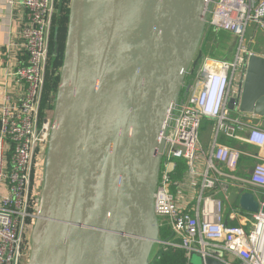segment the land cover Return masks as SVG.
Segmentation results:
<instances>
[{
	"label": "water",
	"instance_id": "95a60500",
	"mask_svg": "<svg viewBox=\"0 0 264 264\" xmlns=\"http://www.w3.org/2000/svg\"><path fill=\"white\" fill-rule=\"evenodd\" d=\"M215 1H69L26 264H151L168 242L153 211L164 136ZM234 102L264 118L262 57L244 55ZM239 206L258 208L250 193Z\"/></svg>",
	"mask_w": 264,
	"mask_h": 264
},
{
	"label": "built area",
	"instance_id": "2783aa9c",
	"mask_svg": "<svg viewBox=\"0 0 264 264\" xmlns=\"http://www.w3.org/2000/svg\"><path fill=\"white\" fill-rule=\"evenodd\" d=\"M23 6L19 50L26 59L11 74L19 95L15 101L4 95L0 105V264L27 262L51 131V121L40 117V106L52 0H23ZM249 25L264 34V0L214 2L206 27L238 39L234 61L204 57L189 70L164 136L153 211L159 230L170 232L165 246L183 249L189 264L193 253L224 264H264V128L252 126L256 116L240 113L235 102L229 105L237 97L244 55L264 59V51L256 54L244 46ZM203 120L215 123L207 151L198 140ZM219 137L255 150L224 145ZM241 158L254 163L239 176ZM179 159L186 170L174 180ZM242 193L252 194L255 213L240 209Z\"/></svg>",
	"mask_w": 264,
	"mask_h": 264
},
{
	"label": "rangeland",
	"instance_id": "374dc122",
	"mask_svg": "<svg viewBox=\"0 0 264 264\" xmlns=\"http://www.w3.org/2000/svg\"><path fill=\"white\" fill-rule=\"evenodd\" d=\"M69 1L70 0H52V15H51V18H50V24H49V28H48V31H47V43H48V46L50 45L51 43V34L53 33V30H54V17L57 13V6H62L63 8L64 7H67L69 6ZM58 13L60 15V10H59V7H58ZM66 12H61V14H65ZM67 20V19H66ZM65 20V21H66ZM68 22V21H67ZM66 25V28H67V23L65 24ZM253 30H255L252 25H249L248 26V30H247V33L245 34V39H244V46L245 48L249 49L250 51L256 53V54H259V53H262L264 51V34L259 31L258 29H256L254 32H252ZM214 33H216V41L215 43H213L214 41H207L204 43V46H203V39L201 40L200 42V45L198 47V50H197V53L195 55V58H197V56L200 54L201 55V58H204V57H209V58H213V59H217V60H223V61H227V62H233L234 61V58H235V54L237 52V48H238V39H235V38H229L227 39V43L228 45L227 46H223L222 47H219L217 44H223L224 42V39L226 37V34H223V32L219 31H215ZM229 37V36H227ZM216 44L217 48L215 50V52H211L212 51V48L214 47L213 45ZM250 45V46H249ZM203 47H207L206 49V52L204 51V49L202 48ZM204 51V53H203ZM212 53V54H211ZM211 54V55H210ZM49 61H50V52L48 50V62H47V65H46V71H45V81H44V87H43V99H45L46 97H52L51 100L49 102H46V101H42L43 103V108L40 106V117L41 118H46L50 121H52V116H53V107H54V101H55V96H56V90L55 92L53 91H50L49 90V76H50V72H49ZM61 68V67H60ZM59 70L58 69L55 73H54V76H59ZM57 89V88H56ZM251 123L252 124H257V121H253L251 120ZM214 125L215 123L213 121H208V120H203L201 122V125H200V129H199V132H198V140H199V143H200V146L205 150L207 151L208 148H209V141L211 140V138L213 137V134H214ZM236 146H238V148H240V146L237 144ZM244 147L241 146L240 149H243ZM45 154H43V161L41 163V169L44 165V159H45ZM252 164V163H251ZM237 175L241 176V172L238 171L236 173ZM232 189H234L232 187ZM207 251L209 252H212L213 250L210 249V248H207L206 249ZM155 251L156 249L153 250L152 252V256L155 254ZM190 264H200V256L199 254L197 253H193L191 255V258H190Z\"/></svg>",
	"mask_w": 264,
	"mask_h": 264
},
{
	"label": "crops",
	"instance_id": "0c3cea01",
	"mask_svg": "<svg viewBox=\"0 0 264 264\" xmlns=\"http://www.w3.org/2000/svg\"><path fill=\"white\" fill-rule=\"evenodd\" d=\"M26 21V13L23 6V0H0V105L4 95H9L12 101H15L19 95V89L12 78L13 67L25 62V54L19 50L21 42V28ZM256 30V29H255ZM253 30L252 32H254ZM253 121L264 128V118L254 117ZM218 141L224 145L233 143L235 147L244 146L224 137H219ZM242 150L254 151L253 147L243 148ZM249 161V164L247 162ZM252 163V164H251ZM253 161L247 158H241L239 162V171L242 173L245 169L250 170ZM232 196L230 202H232Z\"/></svg>",
	"mask_w": 264,
	"mask_h": 264
},
{
	"label": "trees",
	"instance_id": "16d2710c",
	"mask_svg": "<svg viewBox=\"0 0 264 264\" xmlns=\"http://www.w3.org/2000/svg\"><path fill=\"white\" fill-rule=\"evenodd\" d=\"M58 7L60 10V15L58 13ZM61 12H66L65 14H61ZM67 19V20H66ZM66 20V21H65ZM68 21V8L67 7H62V6H57V13L54 17V30L53 33L51 34V43L48 46V50L50 52V61H49V90L55 92L56 88H57V84H58V76H54V73L60 69L61 65H62V60H63V49H64V42H65V36H66V23ZM215 31L210 29V28H206L205 32H204V36H203V46L204 43L211 40L214 41L216 40V33H214ZM219 32V31H217ZM223 32V31H221ZM223 34H226V37L224 39V43L222 44H217L219 47L223 46H227L228 45V41L227 39H229L230 37L235 38L234 36H232L230 33L227 32H223ZM229 36V37H227ZM236 39V38H235ZM216 41H214L213 43H215ZM216 44H214L212 51L211 52H215L216 50ZM204 51L206 52V48L203 47ZM250 46V45H249ZM203 51V53H204ZM213 52V53H214ZM212 54V53H211ZM210 54V55H211ZM201 60V55L199 54L197 56L196 59H194L192 68H196L198 63ZM56 74V73H55ZM52 97H46L45 99H43L42 96V101H46L49 102L51 100ZM53 99V98H52ZM41 101V107L43 106V103ZM43 108V107H42ZM230 146H234L233 143H229ZM244 148H247L248 146L244 145ZM241 148V146H240ZM249 148V147H248ZM247 164H249V161L247 162ZM186 170V165L183 159H179L176 160V166H175V172L174 175L172 176V178L174 180H178L181 178V176L183 175V173ZM170 232L168 230L162 229L160 231V238L161 240H166L168 238H170ZM174 241V239L171 238V241ZM151 264H189L188 260L185 257V251L183 249L180 248H171L169 246H165V245H160L159 246V250H158V254L157 256L152 260Z\"/></svg>",
	"mask_w": 264,
	"mask_h": 264
}]
</instances>
